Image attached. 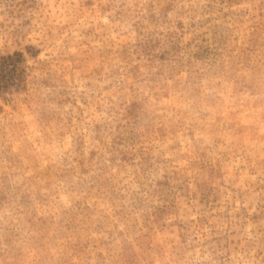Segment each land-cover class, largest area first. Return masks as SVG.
<instances>
[{
    "label": "rangeland",
    "instance_id": "rangeland-1",
    "mask_svg": "<svg viewBox=\"0 0 264 264\" xmlns=\"http://www.w3.org/2000/svg\"><path fill=\"white\" fill-rule=\"evenodd\" d=\"M0 264H264V0H0Z\"/></svg>",
    "mask_w": 264,
    "mask_h": 264
}]
</instances>
